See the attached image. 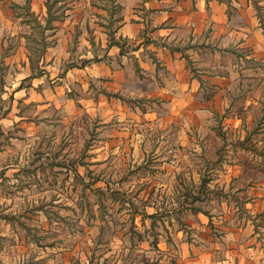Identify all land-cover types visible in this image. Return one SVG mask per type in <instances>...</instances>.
<instances>
[{
	"label": "rangeland",
	"instance_id": "374dc122",
	"mask_svg": "<svg viewBox=\"0 0 264 264\" xmlns=\"http://www.w3.org/2000/svg\"><path fill=\"white\" fill-rule=\"evenodd\" d=\"M115 1L19 9L25 38L7 48L26 55L0 70V264H187L190 251L264 248V36L253 58L252 41H199L187 67L202 88L167 103L162 61L141 36L118 37ZM19 77L28 95L3 99Z\"/></svg>",
	"mask_w": 264,
	"mask_h": 264
},
{
	"label": "crops",
	"instance_id": "0c3cea01",
	"mask_svg": "<svg viewBox=\"0 0 264 264\" xmlns=\"http://www.w3.org/2000/svg\"><path fill=\"white\" fill-rule=\"evenodd\" d=\"M119 2L122 6V14L118 37L120 35L131 39L141 36L143 41L146 39L147 48L155 52L156 60L162 61L163 74L159 76L162 83L158 84L157 92L160 99L167 103H187V98L198 95V88H202L200 81L194 78L193 73L190 74V69L188 70L187 67L188 58L191 60L190 51L199 41L206 42L207 45L209 40L214 43L220 41L222 47H230V45L235 47L252 41L254 52L250 57L262 55L260 49L264 30L259 8L264 6V0L115 1L116 4ZM88 3L92 4L91 1ZM24 7H29L37 15H46L48 12L46 0H0V70L21 66L23 56L26 55L24 46H20L18 50L7 48L8 39L25 38L21 30L19 12V9ZM66 23V25L73 24L71 19ZM99 32L104 39L102 32ZM69 35L71 32L68 30L66 36ZM111 48L114 53L120 51L117 45ZM143 50V46L140 45L136 53L141 58L142 67L147 73L152 71V61L145 56ZM211 75V82L214 84H221L220 80L226 76V74ZM21 81L20 77L10 82L5 81L3 86L6 91L4 90L2 98L28 95V92L23 91ZM35 93L34 90L30 91L31 95ZM251 243L247 240L239 245V249L232 244L228 246L224 244L225 248L216 246L212 250H197L195 253L190 251L184 259L187 264H264V248L256 242L252 247Z\"/></svg>",
	"mask_w": 264,
	"mask_h": 264
},
{
	"label": "trees",
	"instance_id": "16d2710c",
	"mask_svg": "<svg viewBox=\"0 0 264 264\" xmlns=\"http://www.w3.org/2000/svg\"><path fill=\"white\" fill-rule=\"evenodd\" d=\"M49 11H50V10H49ZM113 45H117V46H119V47L121 48V50L123 51V46H122V44L120 43L119 38L116 39L115 36H114V38L112 37V40L110 41V43H109L108 46L111 47V46H113Z\"/></svg>",
	"mask_w": 264,
	"mask_h": 264
}]
</instances>
